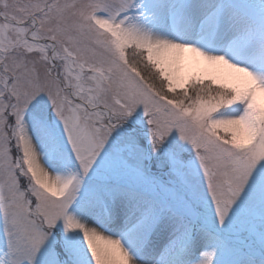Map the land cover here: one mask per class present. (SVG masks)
Returning a JSON list of instances; mask_svg holds the SVG:
<instances>
[{"label":"rangeland","instance_id":"rangeland-1","mask_svg":"<svg viewBox=\"0 0 264 264\" xmlns=\"http://www.w3.org/2000/svg\"><path fill=\"white\" fill-rule=\"evenodd\" d=\"M0 5L10 20L31 17L35 25L34 41L28 27L0 24V264H112L75 225L77 216L113 237L128 222L132 234L123 243L149 264L264 260V0ZM206 11L214 18L196 27ZM154 13L178 45L197 40L200 51L249 75L250 84L204 66L176 74L140 40L154 27ZM220 28L236 46L217 37ZM126 49L143 55L166 91L209 82L231 94L229 104L179 108L157 97L127 62ZM66 88L106 109L110 122L125 120L152 136L109 128L105 113L78 104ZM40 161L62 178L55 191L42 182Z\"/></svg>","mask_w":264,"mask_h":264},{"label":"bare ground","instance_id":"bare-ground-1","mask_svg":"<svg viewBox=\"0 0 264 264\" xmlns=\"http://www.w3.org/2000/svg\"><path fill=\"white\" fill-rule=\"evenodd\" d=\"M205 13V12H204ZM157 14L154 13V22L153 28L149 31H145L140 35V40L146 44L152 52L157 53L162 58H165L173 68L176 69V74H181L183 71L190 70L191 68H200L203 67L209 71H212L219 77L226 79L227 81L237 82L241 85L250 84V76H242L240 70L236 72L234 69L228 67V65L221 61L216 54H206L200 51L197 48V43L192 41L189 45L180 46L178 45L173 38L168 33V30L165 28L164 24L161 22L159 17H156ZM200 18L201 16H197ZM196 17V19H197ZM211 11H206L204 17L201 20H198L196 27L202 28L204 23L210 19H213ZM206 35L202 30H199L198 36ZM225 36L226 44L230 46H236V40L233 35L226 34L223 28L218 29V36ZM201 40V38H199ZM195 42V43H194ZM240 72V73H239ZM249 83V84H248ZM27 143L28 152L30 153L32 159H35L33 145L29 141ZM36 163L37 170L40 172L42 177V182L45 185H48V188L51 191L59 188L61 177L58 175L48 173L44 167L43 163ZM75 225L84 233L85 238L88 242L93 245L97 251L102 253L107 259L111 261L112 264H149L147 261H137L132 257L131 251L132 248L130 245H124L123 239L128 238L132 234V227L125 226L128 222L124 223L121 226V231H118L119 235L113 237L114 235H106L101 233L97 227H95L92 221L85 216H77L74 220ZM152 257L157 256L159 251L153 252ZM157 258V257H156Z\"/></svg>","mask_w":264,"mask_h":264},{"label":"trees","instance_id":"trees-1","mask_svg":"<svg viewBox=\"0 0 264 264\" xmlns=\"http://www.w3.org/2000/svg\"><path fill=\"white\" fill-rule=\"evenodd\" d=\"M126 53L130 55V49H126ZM127 56V62L141 80V82L157 97L164 98L175 104H179V108L184 106H192L199 101H208L216 104L219 109L229 104L231 94L226 89L212 86L209 82L191 81L185 90L168 92L165 83L161 79L159 73L144 59L143 55ZM124 127V126H123ZM124 129V128H123ZM140 132V131H136ZM154 144H155V139ZM156 146V145H155ZM158 160V158H157ZM155 160V162H158ZM157 164V163H156ZM254 263H259V259H252Z\"/></svg>","mask_w":264,"mask_h":264},{"label":"flooded vegetation","instance_id":"flooded-vegetation-1","mask_svg":"<svg viewBox=\"0 0 264 264\" xmlns=\"http://www.w3.org/2000/svg\"><path fill=\"white\" fill-rule=\"evenodd\" d=\"M0 24L1 25H10L12 23H10L8 20H10L7 15L4 13V10L2 9V6L0 5ZM31 17H27L24 20H21L20 23H13L12 25H19V26H25L28 27V31L31 30L33 27L31 26ZM0 25V26H1ZM34 29V28H33Z\"/></svg>","mask_w":264,"mask_h":264},{"label":"water","instance_id":"water-1","mask_svg":"<svg viewBox=\"0 0 264 264\" xmlns=\"http://www.w3.org/2000/svg\"><path fill=\"white\" fill-rule=\"evenodd\" d=\"M70 92H71V96L73 97V98H75V95H74V93L70 90V89H68ZM79 103H81V104H84V105H86V106H88V104L87 103H85L84 101H82V100H77ZM91 108H93V109H100L99 107H96V106H91Z\"/></svg>","mask_w":264,"mask_h":264}]
</instances>
